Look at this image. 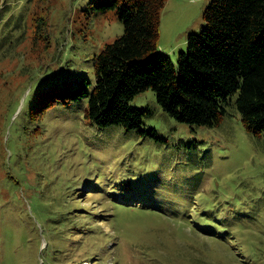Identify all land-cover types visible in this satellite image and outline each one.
Returning a JSON list of instances; mask_svg holds the SVG:
<instances>
[{
    "label": "rangeland",
    "instance_id": "rangeland-1",
    "mask_svg": "<svg viewBox=\"0 0 264 264\" xmlns=\"http://www.w3.org/2000/svg\"><path fill=\"white\" fill-rule=\"evenodd\" d=\"M208 1L165 0L156 52L175 60ZM121 31L93 0H0V264H264V132L235 94L209 126L142 90L144 132L95 125L87 94L46 103L49 84L90 90Z\"/></svg>",
    "mask_w": 264,
    "mask_h": 264
},
{
    "label": "trees",
    "instance_id": "trees-1",
    "mask_svg": "<svg viewBox=\"0 0 264 264\" xmlns=\"http://www.w3.org/2000/svg\"><path fill=\"white\" fill-rule=\"evenodd\" d=\"M164 2L93 0L97 10H115L122 31L94 54L90 90L85 77L74 86L49 84L46 103L87 94L83 114L95 125L144 132L139 125L146 109L130 104L142 90L152 89L176 120L209 126L221 119L235 94L247 132H264V0H209L199 31L188 33L175 60L156 52Z\"/></svg>",
    "mask_w": 264,
    "mask_h": 264
}]
</instances>
